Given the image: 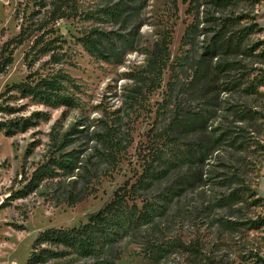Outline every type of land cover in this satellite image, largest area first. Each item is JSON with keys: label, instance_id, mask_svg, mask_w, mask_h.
I'll list each match as a JSON object with an SVG mask.
<instances>
[{"label": "rangeland", "instance_id": "rangeland-1", "mask_svg": "<svg viewBox=\"0 0 264 264\" xmlns=\"http://www.w3.org/2000/svg\"><path fill=\"white\" fill-rule=\"evenodd\" d=\"M35 1L0 0V48L20 32L17 11L22 16L29 5L31 12ZM185 1L189 2L78 0L79 16L56 24L58 34L66 40L59 51V63L48 65L49 57H45L30 71L25 63L30 43L17 49L14 64L0 77V264H26L40 232L79 227L125 181H135L140 170L139 154L152 145L150 131L156 125H168L172 116V109L162 106L171 72L165 74L160 90L154 89L149 72L150 54L164 33L172 32L171 64L180 69L176 74L179 80L174 79L175 93L188 110L207 108L209 130L216 136L228 135L230 126L239 133L234 129L240 124L233 123V108L247 101L264 104V95L247 98L244 87L228 93V72L214 75L204 85L191 83L199 55L211 36L200 32L193 46H182L186 28L193 20L186 13ZM211 2L201 0L198 9L193 6L201 30L208 27L204 23L207 14L215 12ZM260 2L256 10L264 27V0ZM250 9L248 4L240 3L218 15ZM88 38L95 47L86 43ZM257 38L264 39V35ZM251 62L258 60L253 58ZM256 66L264 68L260 63ZM30 72L65 78L63 94L70 98L71 105H45L17 91H8L25 81ZM186 137L182 135L179 145L188 143L184 142ZM110 142H120L125 148L123 161L116 168H109L104 161V147ZM232 144L235 142L227 139L216 144L202 169L204 181L195 186L193 176L198 177L199 165H186L178 156L168 154L147 193L155 204L153 221L117 239L103 256L105 262L97 264H211L207 258L214 264H264V229L251 231L242 225L264 216V204L253 206L252 200H242L227 209L219 203L228 194L224 184L228 163L246 156ZM71 152L76 153L75 164L70 163ZM54 158L68 160L74 173L53 167L56 173L38 189L19 199L12 197L27 184L24 178L30 179L37 167ZM260 165L259 187L254 188L264 198V162ZM89 186L97 188L95 195L70 206L72 195L84 197ZM174 240H199L204 255L194 257L174 249L170 246ZM156 246L158 249L151 251ZM96 262L95 258L66 250L50 264Z\"/></svg>", "mask_w": 264, "mask_h": 264}, {"label": "trees", "instance_id": "trees-1", "mask_svg": "<svg viewBox=\"0 0 264 264\" xmlns=\"http://www.w3.org/2000/svg\"><path fill=\"white\" fill-rule=\"evenodd\" d=\"M200 1H185L188 5L186 13L193 20L186 28L182 46L184 48L193 46L200 32L204 33L205 37L211 36V38L199 55L191 83L204 85L214 75L219 76L228 72V93H234L244 87L243 91L247 98L262 97L264 68L256 66L258 63L264 65V39H256L264 35V27L260 24V13L256 10L261 4L260 0H212L211 5L215 12L207 14L204 23L208 27L203 30L200 29V20L198 18L195 20L193 11L194 5L196 9L199 8ZM240 3L248 4L251 9L238 14L228 15L223 12L218 15L220 11H227L229 7H235ZM20 12L17 11V19L21 22L19 34L6 41L0 48V77L5 75L14 64L17 49L26 43H30L25 53V63L30 71L45 57H49L46 62L48 65L59 63L61 57L59 51L62 50V44L66 43V40L58 34L56 24L79 16L78 0H36L34 10L30 12V6L27 5L22 16ZM171 33H164L163 38L155 44L150 54L149 72L153 76L152 83L155 90L162 89L165 74L171 72L167 91L163 94L162 106L163 109L171 108L172 116L168 125L162 127L156 125L150 131L149 141L152 145L143 148L139 154L140 170L135 174V181L133 182V178L125 181L113 193L111 199L99 211L87 215V222L79 227L50 228L40 232L33 243L26 264H50V261L62 257L66 250L75 251L84 257L95 258L96 264L105 262L102 260L103 256L117 239L138 232L153 221L155 204L149 200L147 193L153 180L157 179L158 168L165 157L168 154L178 156L186 165H199L198 177L193 176L195 186L196 183H203L202 169L216 144L226 139L228 142H235L232 147L246 156L236 162L228 163L224 183L228 194L221 198L220 205L228 209L242 200L246 202L252 200L253 206L264 204V198H261L254 188L259 187L260 164L264 162V104L254 105L247 101L242 107L233 108V123L240 124L234 129H238L239 133L234 132L233 127L230 126L228 135L216 136L209 130L210 118L207 108L188 110L186 103L179 100L175 93L174 79L179 80L176 74L180 69L175 68L177 64H171ZM90 38L86 43H91L95 47V42ZM253 58L258 62L249 63ZM216 59L218 63H214ZM64 80L65 78L59 75L42 76L30 72L25 81L9 87L8 91H17L24 97H32L45 105L70 106L72 103L70 98L63 94ZM182 135L187 136L184 142L188 143L179 145L183 140ZM7 136L10 137L9 134ZM104 150L106 152L104 161L109 168H116L122 163V153L125 148L120 142H110ZM68 156L73 159L70 163L75 164L76 153L71 152ZM61 158L50 159L47 164L37 167L30 179L24 178L27 182L24 188L12 197L19 199L29 195L38 189L44 180L52 178L57 169L68 174L74 173L73 164L70 165L66 162L68 160ZM53 167L56 170H53ZM97 191L95 186H89L84 197L78 198L72 195L69 205L74 206L85 198L95 195ZM226 223L228 224V220ZM242 225L248 230L260 231L264 229V216L259 215L245 223L242 222ZM200 242L197 240L186 243L182 240H174L170 246L185 254L201 257L204 253ZM158 247L150 249L155 251ZM207 259L214 264L211 258Z\"/></svg>", "mask_w": 264, "mask_h": 264}, {"label": "built area", "instance_id": "built-area-1", "mask_svg": "<svg viewBox=\"0 0 264 264\" xmlns=\"http://www.w3.org/2000/svg\"><path fill=\"white\" fill-rule=\"evenodd\" d=\"M0 122H1V120H0Z\"/></svg>", "mask_w": 264, "mask_h": 264}]
</instances>
